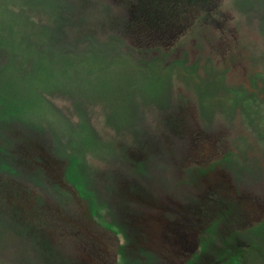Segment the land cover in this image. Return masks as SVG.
<instances>
[{"label":"rangeland","instance_id":"374dc122","mask_svg":"<svg viewBox=\"0 0 264 264\" xmlns=\"http://www.w3.org/2000/svg\"><path fill=\"white\" fill-rule=\"evenodd\" d=\"M78 1L66 40L164 61L83 55L86 87L54 53L38 99L0 54V264H264V0ZM64 2L0 5L57 39Z\"/></svg>","mask_w":264,"mask_h":264},{"label":"trees","instance_id":"16d2710c","mask_svg":"<svg viewBox=\"0 0 264 264\" xmlns=\"http://www.w3.org/2000/svg\"><path fill=\"white\" fill-rule=\"evenodd\" d=\"M45 1L47 0H37V2H45ZM204 1L205 4L208 3V7H209L208 9H210V7L214 5L213 3L216 2L214 0H204ZM105 3H101V5L106 6ZM3 4L0 5V54L6 53L11 56V59L9 61L11 62L12 66L15 68V72L17 73L14 76V78L18 77V82L22 81L21 84L26 85L30 90V92L33 90L32 88H34L33 86L35 81L38 80L42 83L45 90L48 89L50 86H52L50 73H51L52 65L55 68V63H54L55 60L51 61L52 63H49L50 62L49 60L50 58L52 59L53 57L52 55H54V53L55 55L63 57L62 60L63 62L61 66L58 67L57 69L58 72H62L61 75L62 77H64L62 78V80L68 85H75V86L86 85V87L87 86L92 87V83L94 79L93 77H95L94 81L96 82L101 80V78H105L103 77V74L101 75V72H103L104 70L89 72L81 77L75 76V72H74L75 64L80 61L81 62L84 61L83 63L86 62L85 61L86 59L82 60L81 56L83 55L93 56V58L95 59V63L93 64L94 66H98L97 70L102 68L99 67L100 64L103 65L102 63L103 61H99L98 60L99 58L96 59V57H99L100 55L105 56L106 58H108L109 55L114 56L116 58L115 62H118L120 59H122L123 55H129L131 59L133 58L135 60L133 61L134 64L136 63L138 65V68L140 69L146 68L147 65L150 66L152 62L153 63L158 62L160 64L161 63L163 64L164 59L163 56L161 55L159 56L155 55L151 57V56H146L145 54H143L141 51L138 50L134 51V49H132L130 51V49H125L124 48L125 46L117 45L116 43L117 40L116 41L114 40V43H116L115 45L113 42H107L103 39L97 38L92 33H86V32L84 34L81 33V35H79L75 40H66L70 36V34L73 33L72 35L75 36L78 33L77 26H79L78 23L81 21V19L72 17L76 12L80 10L78 7H82L79 4L78 0H76L74 3L69 0H65L63 17H72L74 19L75 21V23H73L74 30H72V27H68L64 30L63 33L54 34L57 39L55 38L52 39L50 37L49 26L47 23H43L41 25L42 26L41 28H37V31L34 34H28V35L19 34L20 36L19 39L16 35H14L17 33L14 31L13 21H12L13 22L12 26H10L11 23L10 18H12V16L8 15L7 11H4ZM161 11L163 12V10ZM140 17L139 19L143 20L144 24L150 25L151 23H154V16L150 19L149 18L150 16L144 13ZM99 18H100V14H99ZM148 19L150 20L147 22L146 20ZM144 27L146 28V26ZM84 44L86 45V47L83 46ZM110 44H113V46H111ZM117 58L119 59L117 60ZM110 59L112 61H107V60L106 61L110 64H114V59L112 58ZM64 64H67L68 67L73 69L71 71L62 70ZM129 64L132 65L131 63ZM4 67L5 70H8L11 68V65L9 63L8 66L4 65ZM17 70H19V72H17ZM46 78L47 80L45 81ZM48 79L49 82H47ZM77 79H79V84L76 85L75 83H78L76 81ZM108 82H110V80H108ZM34 89L37 91L36 96L38 99L44 95V93H42L43 90L38 88H34ZM30 92L28 95H30ZM12 94L14 93L12 92ZM36 96L33 99L38 101ZM24 177H26V175L23 173V178Z\"/></svg>","mask_w":264,"mask_h":264}]
</instances>
